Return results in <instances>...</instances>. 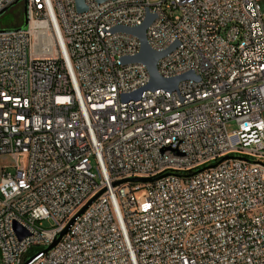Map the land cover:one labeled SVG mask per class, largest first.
Masks as SVG:
<instances>
[{"label":"built area","instance_id":"obj_1","mask_svg":"<svg viewBox=\"0 0 264 264\" xmlns=\"http://www.w3.org/2000/svg\"><path fill=\"white\" fill-rule=\"evenodd\" d=\"M84 3L0 32L1 264H264V0Z\"/></svg>","mask_w":264,"mask_h":264},{"label":"water","instance_id":"obj_2","mask_svg":"<svg viewBox=\"0 0 264 264\" xmlns=\"http://www.w3.org/2000/svg\"><path fill=\"white\" fill-rule=\"evenodd\" d=\"M22 1L24 2V20H23V24L20 27H18V28H0V32L9 31V30H13V29H27L28 22H29L27 0H17L13 4H11L10 6L6 7L5 9H3L0 12V17L3 16L4 13H6L9 10V8H11L15 4H18V3L22 2ZM99 1H104V0H99ZM76 3H77V7H78V9L80 11H83L86 8L84 0H76ZM150 22H151V15H149L147 17V19H145L142 22V24H140V25L133 26V27L116 26L114 28V31H122V32H125V33H129V34L135 35L136 37L139 38V40L141 42V47H140L139 53H137L134 56L123 57V62L124 63H141V64H144L147 67L148 72L150 74V80H149V83L147 84V86L145 87V89L154 90L156 88H165L167 90H175V89H177V86H178L180 81L188 79L190 77H193V74L191 72H187V73L181 74L179 76L170 77V78H165V77H162L160 75V73L158 72V62H159V60L164 55L169 53L177 44L175 43L171 47H169L168 49L163 50V51H156V50L152 49L150 47V45L148 44L147 37H146L147 27L150 24ZM141 91L142 90L134 92L132 94H125V95H123V99L127 100L130 97H138L139 94L141 93ZM129 179L133 180V181H148V180H150L152 178L132 177V178H129ZM101 193H102V191L100 193H98L94 198H92L79 211L78 215L83 213L85 211V209L92 203V201ZM73 221H74V219H72L70 221V223L64 229V231L60 234V236L47 249H50L54 245L57 244V242L60 240V238L63 236V234L67 231L69 225ZM16 229H17V231L19 233L22 232V229H21V227L19 225H16ZM24 234H25V232H24Z\"/></svg>","mask_w":264,"mask_h":264},{"label":"rangeland","instance_id":"obj_3","mask_svg":"<svg viewBox=\"0 0 264 264\" xmlns=\"http://www.w3.org/2000/svg\"><path fill=\"white\" fill-rule=\"evenodd\" d=\"M24 19V3L20 2L17 5L9 8V10L4 13V15L1 17L2 23L0 28H7L8 26H14L19 25L22 23V20ZM235 128L234 124H229L228 129L233 130ZM23 165L25 164L24 161H22ZM144 193V191H139L137 193V196H141ZM0 264H1V256H0Z\"/></svg>","mask_w":264,"mask_h":264},{"label":"trees","instance_id":"obj_4","mask_svg":"<svg viewBox=\"0 0 264 264\" xmlns=\"http://www.w3.org/2000/svg\"><path fill=\"white\" fill-rule=\"evenodd\" d=\"M15 5H17V4H15ZM14 5V6H15ZM13 7V6H12ZM2 17V16H1ZM1 17H0V26H1V23H2V20H1ZM24 20V19H23ZM23 20H22V23L21 24H19V25H14V26H8L7 28H18V27H20L22 24H23Z\"/></svg>","mask_w":264,"mask_h":264}]
</instances>
